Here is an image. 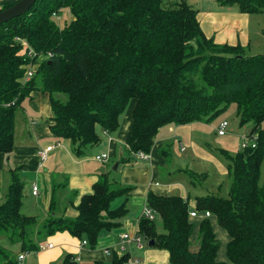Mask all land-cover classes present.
<instances>
[{"label": "trees", "instance_id": "obj_1", "mask_svg": "<svg viewBox=\"0 0 264 264\" xmlns=\"http://www.w3.org/2000/svg\"><path fill=\"white\" fill-rule=\"evenodd\" d=\"M224 4L247 14L264 11V0ZM63 10L72 19L61 26L56 18ZM197 14L186 0H37L24 15L0 25V154L11 156L16 113L33 93L48 95L50 133L57 142L68 140L76 157L101 143L98 129L116 132L131 102L130 155L150 154L166 125L208 124L233 104L239 125L249 126L256 145L235 156L223 152L229 162L227 196L206 192L191 207L189 196L148 194L146 206L159 217L163 232L156 231L155 220L141 217L138 234L149 248L165 251L169 264H225L217 260L219 242L208 219L200 223L199 251L189 249L194 229L189 214L208 211L230 236L226 250L232 264H264V54L250 56L239 46L215 44L204 36ZM18 40L42 58L35 59L34 76L25 84L28 60ZM131 159L121 158L119 164ZM185 172L192 187L207 177ZM9 176L0 201V264H18L21 253L36 251L57 233L93 248L100 232L117 226L128 212L126 201L117 208L111 203L132 187L102 173L73 208L74 216L54 214L52 197L49 218L38 222L21 213L20 169L9 170ZM129 260L128 254L112 252L107 261L94 264ZM61 264H76L74 256L67 254Z\"/></svg>", "mask_w": 264, "mask_h": 264}, {"label": "crops", "instance_id": "obj_2", "mask_svg": "<svg viewBox=\"0 0 264 264\" xmlns=\"http://www.w3.org/2000/svg\"><path fill=\"white\" fill-rule=\"evenodd\" d=\"M12 1L15 0H0V9L4 4ZM197 20L204 36L207 39H212L215 44L239 46L245 54L250 56L264 54V11L247 14L239 12L235 5L234 7L220 6L213 9H201V13L198 12L197 14ZM24 103L25 101L21 105L23 109L21 108L15 116L14 147L11 156L6 157L0 154V201L3 199L9 185V170L20 169L21 176L24 174L28 176L31 173L34 175L30 187L36 185L38 194L33 196L30 188L29 197L40 199L45 205V212L49 213V205L53 197L57 201L55 205L57 216L63 214L74 216L73 208L79 203L80 198L92 192V187L97 182L100 174L109 173L106 171L105 166H102L105 163L95 160L96 156L104 154L108 155L109 159L112 157L117 159L118 163L117 171L119 170V175L113 177L109 173V176L120 181L124 186L132 187V190L122 199V202L126 201L127 206L144 204L145 208L148 194L186 198L183 192L185 190L180 184L185 180L182 178L184 175L183 170L174 167L175 169L167 171L165 169V156L162 155V152L172 146L174 136L176 137L182 130L189 132L187 128L194 125L193 128L198 127V130L201 129V131L203 130L202 133L205 132L206 134V125L203 124L202 127L204 128H200L201 123L183 126L166 125L159 130L148 160L138 159L132 154L130 155L132 158L130 162L127 165H121L119 159L123 158L124 155L126 156L127 141L132 126L131 113L134 102H131L127 111L120 118L119 129L111 134L98 129L101 143L87 149L84 156L76 157L71 151L70 142L62 140L59 142V146L49 153L47 160L40 164L37 152L42 148L55 145L57 142L51 135L48 124L51 118L49 97L47 94L33 93L31 98L26 100L27 105L25 108ZM179 144L181 151H186L182 143L179 142ZM177 165H180V163H177ZM120 166L122 169H120ZM4 174L6 179L3 177ZM55 189L59 191L56 195L54 194ZM204 193L206 192L203 191V195ZM192 207H194V201ZM141 216L142 212L137 217L135 229H131L134 235L138 234V221ZM58 235L59 237L56 238ZM51 238H56L59 246L55 247L53 243L52 249L43 252H54L58 247L67 249V253L74 256L76 264L105 262L110 256L104 253V251H110V249L102 247L91 249L87 247L88 245L81 246L80 240L71 237L66 232L57 233L49 239ZM119 240L120 236H118ZM101 244L107 245L105 242ZM128 246H134L136 250L141 251L144 246L143 239L141 247L130 243L125 246V251L122 254H117L120 256L126 253ZM113 251H110V253ZM143 252L142 261H134L131 264H169L168 255L163 250L148 247V250ZM25 253L27 255V252ZM128 255L130 257V254ZM25 258L23 261H25ZM50 263L46 261L44 264Z\"/></svg>", "mask_w": 264, "mask_h": 264}, {"label": "rangeland", "instance_id": "obj_3", "mask_svg": "<svg viewBox=\"0 0 264 264\" xmlns=\"http://www.w3.org/2000/svg\"><path fill=\"white\" fill-rule=\"evenodd\" d=\"M187 3L192 6L197 12L201 13V9H213L215 7L220 6H226V7H234V5L224 4L226 0H186ZM61 21V26L64 24H68L72 16L68 10H63L60 15H58ZM61 98L64 100L65 97L61 96ZM26 100L24 103V108L26 106ZM130 106V104H129ZM128 106V107H129ZM22 108V107H21ZM23 109V108H22ZM127 111V109H126ZM222 121L228 122L227 127V133L223 137H219L217 135V128L219 124ZM204 125L206 129L205 132L202 133L201 129L198 130V127L193 128L194 125H191L189 129V132L183 131L180 132L176 137L174 136V140L172 143V146L169 148H166L164 152L165 155V169L170 171L171 169L179 168L183 170V182L180 183L185 191H183L185 194V197H190V206L192 207V203L194 201L195 197L205 196L209 192L214 193V195L226 197L228 193V186H229V177L227 173V166H228V160L223 155L228 154L229 156H235L236 153L240 152L241 147V138L249 136L250 128L249 126H240L239 125V119L236 115V107L235 105H231L225 112L220 114L218 117L213 119L208 124L201 123L200 128ZM189 127V126H188ZM204 128V127H202ZM262 130L264 131V122L262 124ZM179 142L182 143L185 150L181 151V147ZM126 156L124 155L123 158L130 157V153L128 151L125 152ZM109 161V162H108ZM108 161H106L104 165L106 168V171H108L113 177L118 176L119 170H114V165L117 163V159L111 158ZM108 162V163H107ZM177 163H180V165H177ZM174 168V169H175ZM120 169L122 167L120 166ZM188 171L190 173H193V175L201 176L206 175V179L202 185L196 184L200 187H192L190 183V178L187 176L188 173L185 172ZM264 175V160L261 166V179ZM4 179H6V175H3ZM23 178V184H24V197H23V206L21 213L28 216H34L38 218V222L42 223L49 218L48 212H45V205L41 202L40 199H32L29 197L30 192V186L31 181L34 180V175L31 173L30 175L26 176L25 174L22 176ZM198 179H193V181L197 182L200 181ZM48 190L46 189V193ZM208 192V193H204ZM58 189H55L54 194L56 195L58 193ZM122 199L123 197L116 198L112 203V208H117L120 205L123 204ZM125 202V201H124ZM126 203V202H125ZM28 205V206H27ZM128 209L127 214L122 217L119 220V224L115 227H112L111 229L102 230L97 238L96 244L93 246L94 249L97 247H102L104 249H110V251L114 250L113 252L122 254L123 252L119 251V241L118 236L122 234H129L131 237L134 236L132 228L135 229L137 217L141 214V210L144 208V204L137 205V206H126ZM141 211V212H140ZM38 214V215H37ZM56 214V210L55 213ZM155 227L156 231L158 233H162V225L160 222V219L158 216H155ZM205 220L201 217L192 219L193 224V234L190 238V251L195 253L199 251V227L200 223ZM211 223V226L213 228V231L216 235V239L219 242V250L217 253V260L219 262L225 263V264H232L228 258H227V245L230 241V236L228 233L221 228L216 220V217L211 215V218L208 219ZM52 237V236H51ZM56 236V238H58ZM47 237L44 239V241L41 243H54V246H59L57 243L56 238ZM86 241V240H82ZM87 242V241H86ZM105 242L107 245H103L101 243ZM144 246L143 250L138 251L134 246H128L127 252L124 254H130V260L128 264H131L134 261L141 262L142 261V255L144 250H148V245L145 240H143ZM87 247L91 248L90 245ZM91 248V249H93ZM13 251L16 253L17 248L13 247ZM103 249V250H104ZM67 249L64 248H56L54 252L45 253L43 251L40 252H27L25 261H23L22 264H44L46 261L51 262L50 264H61L63 258L68 254ZM109 251V250H107ZM109 251V252H110ZM112 255V252L111 254ZM110 258V256H109ZM53 259V260H52ZM52 260V261H51ZM132 260V261H131Z\"/></svg>", "mask_w": 264, "mask_h": 264}, {"label": "built area", "instance_id": "obj_4", "mask_svg": "<svg viewBox=\"0 0 264 264\" xmlns=\"http://www.w3.org/2000/svg\"><path fill=\"white\" fill-rule=\"evenodd\" d=\"M57 20H59V17L56 18ZM21 42V45L24 47V52H25V57L28 60L27 65H26V71H25V76L23 79L22 84H25L27 82H29L32 77L34 76L35 73V68H36V63H35V59L36 60H41L42 58L39 56L40 54L36 53L25 41L22 40H18ZM48 57V56H47ZM227 127H228V122L227 121H222L218 128H217V135L219 137H223L226 135L227 133ZM59 142H56L55 145L46 147V148H42L37 152V157L39 159V163L43 164L47 158L49 153L55 148L59 146ZM256 145V137L254 135H249L247 137H242L241 138V144L240 147L241 149H247V148H255ZM135 156L138 159L141 160H148L149 159V154H145L142 152H138L135 154ZM95 160L101 163H106V161L109 160V156L104 154V155H100V156H96ZM31 193L33 196H37L38 194V187L36 185H33L31 188ZM141 217H145L146 219L152 221L155 218V214L152 210H150L149 208H147V206L142 210V216ZM140 217V218H141ZM201 217L202 219H209L211 217V213L208 211H204L202 213H198L196 211H193L189 214V218L190 219H196ZM130 243H134L136 246L141 247L142 244V239L141 236L139 234L134 235L133 237H131L129 234L125 233L120 235V240H119V251L120 252H124L125 251V246L127 244ZM87 245L86 241H81V246H85ZM53 245L51 243H43V244H39L38 248L36 251H44L47 249H52ZM104 253L106 255H110L111 253L109 251H104ZM119 254V253H118ZM26 256V253H21L18 258H17V263L18 264H22L23 260Z\"/></svg>", "mask_w": 264, "mask_h": 264}, {"label": "water", "instance_id": "obj_5", "mask_svg": "<svg viewBox=\"0 0 264 264\" xmlns=\"http://www.w3.org/2000/svg\"><path fill=\"white\" fill-rule=\"evenodd\" d=\"M37 0H18L13 6L0 11V25L5 24L15 18H18L28 12ZM118 163L114 165L117 170ZM152 244L150 241L149 245Z\"/></svg>", "mask_w": 264, "mask_h": 264}]
</instances>
